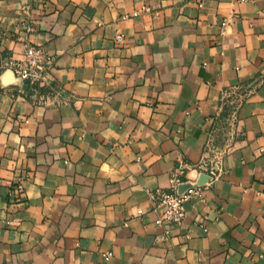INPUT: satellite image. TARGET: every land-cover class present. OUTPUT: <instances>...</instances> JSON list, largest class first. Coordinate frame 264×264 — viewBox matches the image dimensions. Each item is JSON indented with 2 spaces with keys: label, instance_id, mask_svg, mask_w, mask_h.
Wrapping results in <instances>:
<instances>
[{
  "label": "crops",
  "instance_id": "1",
  "mask_svg": "<svg viewBox=\"0 0 264 264\" xmlns=\"http://www.w3.org/2000/svg\"><path fill=\"white\" fill-rule=\"evenodd\" d=\"M25 43L47 105L5 69ZM238 85L224 174L156 224L148 191L197 175ZM0 264H264V0H0Z\"/></svg>",
  "mask_w": 264,
  "mask_h": 264
},
{
  "label": "built area",
  "instance_id": "2",
  "mask_svg": "<svg viewBox=\"0 0 264 264\" xmlns=\"http://www.w3.org/2000/svg\"><path fill=\"white\" fill-rule=\"evenodd\" d=\"M133 15L136 16L137 12ZM225 26L226 21H223L222 30ZM115 38L120 40L122 35L116 33ZM53 62L54 55L42 45L25 43L18 56L12 55L6 61L5 69L9 70L17 80L14 85L19 91L23 92V87L26 85L28 97L33 104L47 105L48 96L52 93L58 94L51 83L50 68ZM246 95L247 90L240 85L231 87L222 94L213 123L207 132L201 157L192 167L197 175L193 178L188 177L189 186L186 189L178 192L181 184L180 176L184 174V169L180 166L170 177L167 190L148 191L152 208L160 211L159 217L155 220L156 224L180 225L186 216L184 202L192 195L199 194L202 187L210 186L224 174V159L234 149L238 133V113ZM199 175L206 177V180L200 184L197 182ZM18 188L20 189L21 186L19 185ZM141 212V209H137L138 214ZM110 255L109 252L104 253L106 257Z\"/></svg>",
  "mask_w": 264,
  "mask_h": 264
},
{
  "label": "water",
  "instance_id": "3",
  "mask_svg": "<svg viewBox=\"0 0 264 264\" xmlns=\"http://www.w3.org/2000/svg\"><path fill=\"white\" fill-rule=\"evenodd\" d=\"M8 75H10L11 77H13L12 73L8 70ZM24 87L26 88V85H24ZM206 180V179H205ZM182 186V185H181ZM181 186L178 187V192H182L181 191ZM189 185L188 184H185L183 185V188L186 189Z\"/></svg>",
  "mask_w": 264,
  "mask_h": 264
}]
</instances>
